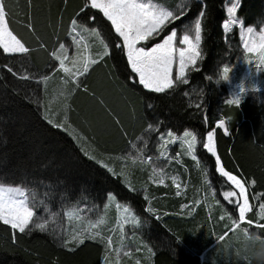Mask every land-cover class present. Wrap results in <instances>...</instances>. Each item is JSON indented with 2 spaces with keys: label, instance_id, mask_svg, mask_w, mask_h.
<instances>
[{
  "label": "trees",
  "instance_id": "1",
  "mask_svg": "<svg viewBox=\"0 0 264 264\" xmlns=\"http://www.w3.org/2000/svg\"><path fill=\"white\" fill-rule=\"evenodd\" d=\"M227 1L207 0L202 33L204 59L198 65L201 70L190 74L188 84H179L164 94H149L138 83L126 79V58L113 49L111 58L94 66L84 84L90 92L103 96L107 106L119 115L123 129L115 124L113 115L97 99L83 90L78 91L70 101V120L100 151L113 155L122 153L129 141L145 134L148 123L159 127L155 135L168 129L177 134L185 129L194 131L198 138L196 154L212 185L216 189L219 185L231 188L215 171L214 158L203 149L207 132L216 129L214 139L226 169L248 181L246 186L251 203L253 199L256 203H264V103L245 97L239 106L228 105L225 101L226 89L223 84L217 83L222 66L233 65L244 53L237 28L228 33L222 28ZM6 2L12 13L10 26L35 48V39L24 26L26 16L31 12L36 31L47 42L49 51L55 38L52 25H56L63 16L65 28L59 34L66 42V26L70 17L83 5V0H68L67 5L63 0H32V8L29 9L28 0ZM168 2L174 5L178 0ZM200 7L199 0H191L189 12L169 26L164 35L181 22L189 24L193 21ZM96 15L94 24L89 23L86 17H81V22L88 27L101 28L109 42H113L115 34L110 22L101 13ZM237 15L244 26H263L264 0H241ZM160 38L152 42H158ZM47 60L45 51H33L30 57H18L3 54L0 49V182L22 185L35 192L36 199L43 201L41 205L53 213L55 219L53 222L48 220L45 232L35 229L31 233L17 232L15 241L10 228L0 223V264H101L103 247L99 242L86 241L75 252H69L60 246L54 235L56 231L50 224L57 223L60 230L64 229L63 213L67 207H100L109 191L119 201H131L137 215L147 223L146 234H149L146 239L153 251V264H209L188 253L180 241L192 229L197 230L195 220H178L170 216L155 219L156 215H148L146 201L140 193L129 191L119 178L112 177L95 161L85 157L70 135L44 120L42 104L46 100L42 86L37 87L34 81L21 80L3 68L5 63H9L18 73L39 71L47 74L50 71L45 67ZM37 97L41 100L40 106L35 102ZM205 115L208 117L206 122ZM218 119L228 120V135L216 126ZM124 131H127V136ZM185 163L188 165V160ZM253 179L255 185L251 184ZM194 180L197 183L196 177ZM157 192V196H162L165 188H158ZM164 197L168 198L165 202H158L160 198L153 199L157 211L171 209L178 202L171 194L166 193ZM41 205L38 214L41 213ZM176 236L180 239L176 240Z\"/></svg>",
  "mask_w": 264,
  "mask_h": 264
},
{
  "label": "snow or ice",
  "instance_id": "2",
  "mask_svg": "<svg viewBox=\"0 0 264 264\" xmlns=\"http://www.w3.org/2000/svg\"><path fill=\"white\" fill-rule=\"evenodd\" d=\"M67 5L68 0H63ZM201 7L198 15L191 24H185L182 28V34L178 32L176 27H172L166 35L165 31L174 22L179 21L190 10L191 0H185V3L178 8L168 7L163 0H83V5L70 17L67 24L66 35L71 38V44L65 43L60 37V30L65 28L63 16L61 15L56 25H52L55 38L51 51L48 50V44L37 33L34 17L29 12L26 16L27 23L24 25L33 35L36 47L32 48L28 42L17 33L11 26L10 20L12 13L9 10L6 0H0V49L3 54L8 56L30 57L33 51H45L48 60L45 67L50 69L47 74L37 72H16L9 63H5L3 68L7 69L13 76H18L24 81H34L37 87L44 85V93L47 95V85L51 79L59 74V81L62 90L58 94V100L63 101L62 111L53 110L50 103L44 104L43 118L47 123L56 129H62L67 132L73 140L80 146V151L88 159L95 161L107 171L112 177L123 178V183L131 190L136 191L131 182L128 171V161L133 164L139 162L141 165H151L152 171L148 176V181L153 185H165L168 178L163 167H157V161L168 159L169 161L177 159L181 156V152H177L175 156L170 155L169 148L171 145L180 143L184 152L196 161L198 167H202V162L197 159L196 146L198 143L197 134L194 131L185 129L182 135H178L172 129H168L167 133L160 132L158 137L157 157L151 155L145 156V149L149 143L143 136H137L136 140H143V147H138L133 141L128 143L131 149H134L136 155L131 152L125 153L123 156L105 157L103 154L96 155V148L93 147L88 137L83 135L70 121V112L72 105L70 101L73 96L83 87L85 93H89L98 103L113 115L116 125L123 129V124L119 119V115L109 108L103 96H97L95 91L89 90L84 84V79L90 75L94 66L104 63L106 59H110L113 49H115L125 60L126 79L138 83L149 94H164L174 89L179 84H188L189 76L193 71H200L198 65L204 59L202 40L204 32V21L207 16V0H199ZM241 5V0H232L227 5V19L222 22L223 31L230 32L234 26L240 28V39L243 43L244 56L249 65H253L255 71L259 72L264 69V29L256 32L253 27H244L243 20L237 15V10ZM29 9L32 8V0H28ZM95 10V11H93ZM101 13L102 17L110 22V28L115 34V40L109 42V39L99 27H88L81 22V17H86L89 23H96L97 15ZM88 34L93 44L88 42ZM162 37V38H160ZM160 38L158 42H152L154 39ZM151 43L149 47L148 44ZM100 46V51H94V45ZM74 49V50H73ZM254 56V59H247ZM229 65H223V72H229ZM221 70V69H220ZM211 79V77H208ZM227 79V75H225ZM187 95V93H185ZM244 91L237 84L235 85L234 94L226 100V104L239 106L244 97ZM38 106L41 100L37 97ZM151 107V105H148ZM197 108L200 105H196ZM207 115L204 116L205 122ZM227 119L216 120L218 128L223 129L225 135L229 134V126ZM147 133L159 131V127H154L152 123H148ZM216 129L207 132L206 141L203 143V149L215 158V171L227 182H230L235 189L223 192V198L226 201H232L238 205V219L227 216V213L220 217L221 220L225 216L231 221L230 231L235 232L241 228L242 222H246L251 226L255 223L257 229H264V203L259 204L258 219L254 222L252 219H246V214L251 211L252 205L249 203L248 181L241 176L234 174L226 169L222 162L221 156L218 154L217 143L214 139ZM128 135L127 131L123 133ZM118 159L121 161L120 170L117 171L115 164L108 161ZM172 184L175 185L176 195H181V183L179 177H171ZM252 185L256 184L255 179L251 181ZM144 191L145 199L148 200L149 206L147 211L155 213L157 210L152 207V201L148 195V186H141ZM211 187V186H209ZM215 190H212L214 195ZM107 203L104 204L107 210L111 204H115L117 210H121L123 215L119 222L120 229V247L114 246L111 236H105L102 232V225L106 223L105 216L93 221L83 212L89 211L86 208L81 209L77 205H71L66 208L64 215L69 221V227L55 232V237L59 240L60 246L69 252H75L86 241H95L104 245L103 264H121V253L124 256L131 255V251H124L127 248L125 244L124 228L127 224H139L140 219L130 209L128 205L117 202V197L112 191L107 193ZM207 202V196L205 197ZM37 203L35 192L22 186L12 185L0 182V223L8 226L11 230L12 240L17 239V232L20 234L31 233L34 229L40 232L47 231L48 221L42 219L37 210L40 204ZM201 200L192 201L191 204H181L180 208L187 212L188 216L193 214L195 205H199ZM217 203H219L217 201ZM47 211V208L44 209ZM168 213H165L167 215ZM183 214V212L179 213ZM157 219L160 217L157 216ZM76 221V225L72 226V222ZM244 231H250L248 227L243 228ZM229 234L225 231L219 237L221 241ZM260 235L259 232H257ZM262 236V235H260ZM176 240L180 237L176 236ZM147 248L149 254L152 249Z\"/></svg>",
  "mask_w": 264,
  "mask_h": 264
},
{
  "label": "rangeland",
  "instance_id": "3",
  "mask_svg": "<svg viewBox=\"0 0 264 264\" xmlns=\"http://www.w3.org/2000/svg\"><path fill=\"white\" fill-rule=\"evenodd\" d=\"M231 2H232V0H228L226 2V4L224 5L225 19H227L226 7ZM163 3L166 4L168 7L178 8L180 5L185 3V0H178V2L175 3L174 5H172V3H169L168 0L167 1L163 0ZM193 21H191L189 24H191ZM185 24H188V23L187 22H181L180 24L175 25L174 27H176L178 29V32L180 34H182V28H183V26ZM170 26H172V25H170ZM234 27L237 28L238 34H239V37H240V28H239V26H234ZM244 27L245 28L253 27L256 32H260L262 29H264V25L259 27V28H256L254 26H244ZM170 31H171V29H170ZM85 36L88 37V34L85 33ZM66 38H67V40H66L65 43H68L70 45L71 44V38L70 37H66ZM240 41H241V39H240ZM88 42L90 44H93V41H92V39L90 37H88ZM241 47H242V50L244 52L242 41H241ZM93 50L94 51H100L101 49H100V46L98 44H95ZM254 58H255L254 56H249L247 59H254ZM230 67H231V71H230V74H229V79L227 81L220 82V84H223L225 89H226V100L229 99L232 94H234L236 83L239 82L240 78L242 77V75L246 71V68H248L247 71L249 72V75L251 76V78L255 82H257L260 85V87L258 88L257 91H251L250 90V91L246 92L244 97H243V99L245 97H250L251 99H255L256 98L258 102L264 103V69L260 70L259 72H255L254 71V66L253 65H249L247 63V60H246V58L244 56V53H243V56L240 59L236 60L235 63L233 65H231ZM82 79H85V78H82ZM41 86H42L43 98H44V100H46V103H44V104L50 103L52 108H53V110L59 111V109H61L60 111H62L63 101H60L57 98L59 92L62 90V85H61V83L59 81V74L49 81V83L47 85V95H45L44 90H43L44 89V85L41 84ZM81 90H83L82 87H81V89L79 91H81ZM44 104H42V105H44ZM43 112H44V107L42 106V114H43ZM73 126L76 127L74 124H73ZM78 130L80 131V129H78ZM80 132L83 135H85L82 131H80ZM164 133L166 134L167 131L164 132ZM182 134L183 133L178 134V135H182ZM141 136H143L144 139L149 141V143H148V145H147V147L145 149V156L151 155L153 157H157L159 155L158 147H157L158 142H159V140H158L159 134L155 135L154 132H152V133H147L146 132L145 134H142ZM206 137H207V135H206ZM88 141L93 147L96 148L97 151H96L95 154L98 155V156L103 154L105 157L111 155L112 157L115 158V157L123 156L125 153H128V152H131L132 155H136L135 150L131 149V145L130 144L126 147V149L122 153L117 154V155L116 154L113 155V154H109V153H105L103 151H100L96 147V144H94L89 139H88ZM205 141H206V139H205ZM133 142H135L138 147H143V140H135ZM169 151H170V155L173 156V157L175 156V154L177 152H181V156L179 158L173 159L171 161H169L166 158L157 161L156 166L157 167H163L165 169L166 175L168 177L166 179V184L165 185H153V184H151L148 181V176L151 174V171H152V166L151 165H141L139 162H137L136 164H133L131 162V160L128 161V171L131 173L130 179H131V182L133 183L134 187L136 188V191H131L123 183V178L122 177L119 178L121 183L129 191L140 193L141 197H143L144 199H145L144 191H143V188L141 186L144 185V184H147V186H148V195H149V198L152 201V205L151 206L154 207L155 209H156L155 202L152 200V198H153L152 196L155 194L154 189L155 188H165V193L164 194L169 193L170 192V188H175V185H173L172 181H171V177L172 176L179 177V182L181 183V196H182V198L179 199L180 201L186 196L187 193H184V192L188 188H196L198 193H201L203 191V193L196 198V200L199 199V200H201V202L205 201V197L206 196H207V200L215 198L217 201L220 200V197H223L222 190H220V189H222L221 185L218 186V189L214 188V186L212 185V183H211V181H210V179L208 177L207 171H206L203 163H202V167H198L196 161H194L191 158V156L187 155L184 152V149L181 148L179 142H177L174 145H171L170 148H169ZM196 156H197V159L200 160L198 158L197 154H196ZM185 160H188V165H186ZM108 162L110 164H115V166L117 168V171L120 170V166H121V161L120 160L113 159V160L108 161ZM191 176H194V177L197 178V181H196L197 183H194V181H195L194 177H193L192 180H190ZM229 185H230L231 188H234V186H232L230 184V182H229ZM209 186H211V187H209ZM212 190H215L214 195L212 194ZM164 194H162L163 197L161 196L158 202H165V201L168 200L167 197H164ZM174 194L176 195V193H174ZM35 198H36V196H35ZM36 201H37V203H40L42 200L41 199H36ZM145 201H146L145 211H146V213L148 215L152 216L153 214L156 215L157 213L161 212V211H156L155 213H149L147 211L148 206H149V202L146 199H145ZM107 202L108 201H107V197H106V200H105L104 204L107 203ZM117 202L120 203V204L128 205L130 207L131 211L136 216H138L137 213L135 212L134 208H133L134 206L131 203V201L122 202V201H119L118 198H117ZM254 202H256V199H253L252 203H254ZM104 204L102 206H100V207L92 206V207L86 208L89 211L83 212L82 215H86L89 219H91L93 221L99 219L101 216H105L106 223L104 225H102V232H103V234L105 236H111L113 238L115 247H120L119 222H120V220L122 218L123 213H122L121 210H117L116 209L115 204H111L110 207L107 210H105ZM41 206H42L41 213H39L38 215L44 220L48 221L50 219L51 222L55 221V219H53V215L54 214L53 213H49L48 211H45L44 209L46 207L43 206V205H41ZM80 208L81 209H85V207H80ZM44 212H47V214L45 215ZM63 217L65 219V222H64L65 226H63V227L65 229V228L69 227V221H68L67 217L64 215V213H63ZM139 219H140V223L139 224L129 223L124 228L125 244L127 245V248H125L124 251H129L130 250L131 251V255L124 256L123 253H121V264H153V251H152L151 254H149L148 251H147V248L145 247V246H147L148 248H151L148 240L146 239V237L149 234V232H148V234H146V232L148 230L147 229L148 225L142 218L139 217ZM76 223H77L76 221H73L72 222V226H75ZM50 225L53 227V230H55L56 232L60 231L59 224L51 223ZM201 228H202L203 232H205L206 226L205 225H201V224H200V226H197V230L201 229ZM259 232H262V231H259ZM236 233H238V230H236L234 232V234H236ZM237 243L241 244V241L237 239ZM101 245L103 247V254H104L105 248H104L103 244H101ZM101 264H103V255H102V263Z\"/></svg>",
  "mask_w": 264,
  "mask_h": 264
},
{
  "label": "crops",
  "instance_id": "4",
  "mask_svg": "<svg viewBox=\"0 0 264 264\" xmlns=\"http://www.w3.org/2000/svg\"><path fill=\"white\" fill-rule=\"evenodd\" d=\"M222 194L224 191L234 190L235 188H222ZM158 188H155V197L152 198L156 201V198H160L161 196H157L159 194ZM176 188H170V192L167 194H171L178 200L175 206L171 209H164L161 212L157 213V216H170L173 219H186V220H195L194 227L205 225V232L198 231L192 229L187 233L186 238H181V243L186 249V251L192 255H197L202 263L209 264H255V261L243 250L242 244L237 243L238 236L241 235V230L245 227H248L252 232L264 231V229H257L255 227V223L251 226L247 225L246 222H242L241 228L238 229V233L234 234V232L230 231L231 229V221L227 218V216H231L233 219H238L239 209L238 205L235 203V198L232 201H226L223 197H220L217 203V200L210 199L207 202L203 201L199 205H195V210L191 216L187 215V212L180 208V205L183 204H191L192 201L196 200V198L203 193H198L196 188H188L184 193H187L186 196L180 201L179 199L182 196H177ZM183 193V194H184ZM164 194V193H162ZM182 194V195H183ZM252 205L251 211L246 214V219H252L254 222L258 219L259 212V202L251 203ZM171 211L168 215H165ZM183 212V214H179ZM227 213L224 220H221L220 217ZM264 223V220L260 221ZM189 225V223H187ZM259 230V231H258ZM225 231H229V234L225 237L223 241L219 239L221 235L225 233ZM260 235L264 236L262 232H259ZM239 240V239H238Z\"/></svg>",
  "mask_w": 264,
  "mask_h": 264
},
{
  "label": "clouds",
  "instance_id": "5",
  "mask_svg": "<svg viewBox=\"0 0 264 264\" xmlns=\"http://www.w3.org/2000/svg\"><path fill=\"white\" fill-rule=\"evenodd\" d=\"M247 69L248 68H246L239 82L236 83V85L238 84L240 88L243 89L244 94L250 90L257 91L260 87V85L251 78ZM230 71L231 67H229V72L225 74L222 66L217 83L227 81ZM225 75H227V79H225ZM238 239L241 241L243 250L255 261V264H264V236H260L256 232L244 231L242 229Z\"/></svg>",
  "mask_w": 264,
  "mask_h": 264
}]
</instances>
